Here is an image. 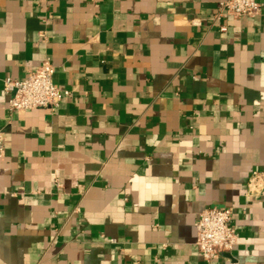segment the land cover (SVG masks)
I'll list each match as a JSON object with an SVG mask.
<instances>
[{
    "label": "crops",
    "instance_id": "0c3cea01",
    "mask_svg": "<svg viewBox=\"0 0 264 264\" xmlns=\"http://www.w3.org/2000/svg\"><path fill=\"white\" fill-rule=\"evenodd\" d=\"M222 1L0 0V264H207L208 208L238 234L211 264H264V198L246 193L264 168V0L217 24ZM46 58L70 95L10 112L3 81Z\"/></svg>",
    "mask_w": 264,
    "mask_h": 264
},
{
    "label": "built area",
    "instance_id": "2783aa9c",
    "mask_svg": "<svg viewBox=\"0 0 264 264\" xmlns=\"http://www.w3.org/2000/svg\"><path fill=\"white\" fill-rule=\"evenodd\" d=\"M261 14L259 0H225L219 3L213 18L221 23L229 18H256ZM225 33L226 26L220 25ZM44 37V35H42ZM55 69L49 58L31 72L24 80L7 78L3 81V91L10 96V112H27L40 109L55 111L70 95L60 90L54 83ZM5 156V136L0 130V159ZM247 197L264 198V168L252 170L246 181ZM231 209L208 208L202 211L196 224V248L202 260L211 264L223 254L230 253L238 244V234L232 225ZM112 243H115L112 240Z\"/></svg>",
    "mask_w": 264,
    "mask_h": 264
}]
</instances>
